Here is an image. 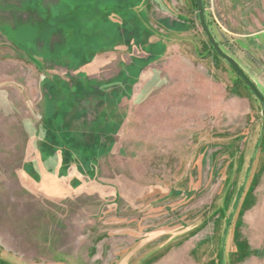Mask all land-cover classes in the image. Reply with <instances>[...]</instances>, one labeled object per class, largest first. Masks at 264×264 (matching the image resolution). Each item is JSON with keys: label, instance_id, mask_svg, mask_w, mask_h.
I'll return each instance as SVG.
<instances>
[{"label": "rangeland", "instance_id": "1", "mask_svg": "<svg viewBox=\"0 0 264 264\" xmlns=\"http://www.w3.org/2000/svg\"><path fill=\"white\" fill-rule=\"evenodd\" d=\"M204 4L264 93V0ZM130 28L153 49L123 77ZM209 46L194 0H0V264H264L262 107Z\"/></svg>", "mask_w": 264, "mask_h": 264}, {"label": "crops", "instance_id": "2", "mask_svg": "<svg viewBox=\"0 0 264 264\" xmlns=\"http://www.w3.org/2000/svg\"><path fill=\"white\" fill-rule=\"evenodd\" d=\"M57 6H58V4H57ZM126 7L129 9L130 6L128 7V5H126ZM126 7L121 8L120 6L119 7L114 6V7H105L102 9H99L96 7H90V8H88V7L87 8H80L79 7V8L74 9V13L72 16L75 17V19L82 20V19H87L88 17H90L92 15L91 13L98 12V16L96 17V19L92 22L85 23L82 31H83V33H86V31H88L90 27H93V29H95V27H96V33L98 34L99 38L102 40V38H101L102 37L101 36L102 30H104L105 27L108 28L109 30L122 31L121 26H118L116 24L117 22L116 21L114 22V20L116 19V20L120 21V19H122V21H123V17L125 20L128 19L127 18L128 13L122 12V10H125V11L128 10ZM57 8L58 7H56V10H57ZM109 11H113V12L110 13ZM107 14H111V15H107ZM106 16H108V18ZM69 21L72 23L74 22L71 19H68V22H64L65 24L62 23L65 26L60 25L58 27L57 26L54 27V29H53V30H56V35L57 34L60 35V36L57 35L56 39L59 40L61 38L62 43H58L57 45L61 44L60 46L65 47L64 49H70L73 41H76V39L78 38V35H75L74 31L69 29L68 26H70V25H67V23H69ZM108 21H110V22L113 21L114 23L113 22L109 23ZM106 24H109V25L106 26ZM113 24H116V25L113 26ZM122 24H124V23L122 22ZM8 26L10 27L11 25L9 24ZM15 26H12V28H14ZM37 27H39V26L38 25L33 26L34 29H36ZM128 31H129L128 38H126L127 40L125 41V44H123V45H128L129 49L130 48L131 49L128 50V47H126L127 49L124 47V48H121V50L119 49L118 52L110 53V55L114 54V55H117V57H111L110 56L109 61H108L109 67L110 68L114 67L117 75L123 76V77L124 76L127 77V74L132 72V70L134 68V64L136 66V64H139L142 61H144V59H146V57L143 55V51L147 52V54H149V53H151V51L153 49L152 45L149 44L146 41V39L143 38V36L141 37V35H140L138 37L134 31L132 32V28H130ZM97 34H96V36H97ZM84 35H86V34H84ZM124 35H122V37ZM38 36H39V34L36 33L35 39L38 38ZM63 37L66 38V41H64ZM133 38L136 39L135 43L133 42ZM63 42H64V44H63ZM52 45L53 44L50 42V44L48 45V48L53 50V48H51ZM33 47H34V44H33ZM33 47H31V48L33 49ZM134 48H136V49H134ZM135 50L137 52H139L138 55H135V53H134ZM113 59H115V61ZM97 61L98 60L95 61V63H97L96 65H100L99 62H97ZM87 66H89V64Z\"/></svg>", "mask_w": 264, "mask_h": 264}, {"label": "water", "instance_id": "3", "mask_svg": "<svg viewBox=\"0 0 264 264\" xmlns=\"http://www.w3.org/2000/svg\"><path fill=\"white\" fill-rule=\"evenodd\" d=\"M195 7H196V14L198 18V22L200 25V28L205 35L206 39L208 40L209 44L211 45L213 51L222 59L228 66L235 72V74L240 78V80L243 82V84L247 87L249 92L252 94V96L255 98V100L260 104L262 107L261 115L264 117V93L262 90L258 87L256 82L245 72V70L233 59L231 56H229L227 53H225L221 46L216 41L210 26L207 22V16H206V10H205V4L204 0H195ZM253 161V158L251 159V162ZM246 180L244 181V184L239 191V196L237 198L234 210L231 214V217L229 218V224L231 223V220L234 217V214L236 212L237 207L239 206V202L242 196V191L244 190V186L246 184ZM223 250V247H222ZM222 264L223 260H222Z\"/></svg>", "mask_w": 264, "mask_h": 264}, {"label": "trees", "instance_id": "4", "mask_svg": "<svg viewBox=\"0 0 264 264\" xmlns=\"http://www.w3.org/2000/svg\"><path fill=\"white\" fill-rule=\"evenodd\" d=\"M61 2V0H59ZM194 4H195V0H194ZM196 8V7H195ZM74 13V12H73ZM59 19V18H57ZM56 19V20H57ZM72 21H74L73 23L69 21V23H67V25H70L68 26L69 29H71L72 31H74L75 35H78V31L77 30H81L82 29V26L83 24H79L78 22H76L77 19H75L74 17L70 18ZM83 23V22H82ZM53 25H57V26H60L62 25V22L60 20H57L56 22L52 23ZM85 25V24H84ZM62 26H65V25H62ZM54 29V28H53ZM25 32V31H24ZM211 46V45H210ZM209 46V47H210ZM212 49V47H211ZM213 50V49H212ZM234 72V71H233ZM239 78V77H238ZM240 79V78H239ZM241 81V80H240ZM241 83L243 84V82L241 81ZM244 85V84H243ZM245 86V85H244ZM246 87V86H245ZM247 89V87H246ZM248 90V89H247ZM249 91V90H248ZM221 264H222V260H221Z\"/></svg>", "mask_w": 264, "mask_h": 264}]
</instances>
